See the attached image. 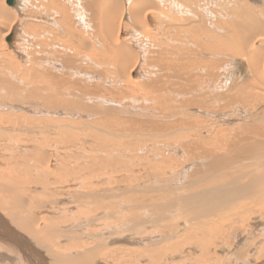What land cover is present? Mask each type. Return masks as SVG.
Instances as JSON below:
<instances>
[{"label":"bare ground","instance_id":"1","mask_svg":"<svg viewBox=\"0 0 264 264\" xmlns=\"http://www.w3.org/2000/svg\"><path fill=\"white\" fill-rule=\"evenodd\" d=\"M40 1L47 12L36 20L45 29L39 49L32 48L37 56L29 46L12 58L0 53V141L8 152L0 155V256H7L0 264L9 256L18 264H209L210 248L215 251L217 240L231 244L232 237L251 246L250 254L224 250L233 264H264V236L252 243L248 231L251 220L264 221V0H86L85 7L77 0L85 10L78 13H90V21L81 19L84 34L57 26L59 0ZM5 3L0 0L2 51L16 45L19 10ZM123 18L136 25V43L125 40ZM57 29L75 40V49L71 40L60 54ZM146 40L152 66L141 83L131 76L145 60ZM230 61L236 74L225 69ZM94 78L98 83L90 82ZM109 80L122 83L121 95H131L133 104L148 97L150 119L112 112ZM234 104L247 121L229 123L235 114L226 111ZM113 128L138 132L134 166L107 152L122 141ZM144 130L149 138L140 136ZM53 131L91 132L88 139L96 132L97 142L77 146L71 134L74 140H63ZM146 140L157 143L145 147ZM104 166L124 173L99 175ZM144 229L151 237L141 236ZM135 232L140 236L132 237ZM125 242L146 246L127 249ZM218 261L228 264V257Z\"/></svg>","mask_w":264,"mask_h":264},{"label":"rangeland","instance_id":"2","mask_svg":"<svg viewBox=\"0 0 264 264\" xmlns=\"http://www.w3.org/2000/svg\"><path fill=\"white\" fill-rule=\"evenodd\" d=\"M75 1V2H74ZM76 1L77 0H73V1H70L69 2V0H59V5H60V9H63V11H62V14L60 15V14H58L57 12H55L56 13V15H57V17L55 18V19H57V24L59 23V24H62V25H57V26H59V28L60 29H63V27H66L67 25L68 26H71V28L74 30V31H77V32H80V33H86V31H85V29H83V25H82V20L81 19H85V20H87V21H90V13L88 12V11H86V12H84V13H82V14H79V13H81V10H84V8L82 9L81 7H80V5L79 6H77L78 4L76 3ZM80 2H81V4L83 5V7H85V5L84 4H86V2H88V0L86 1V0H79ZM84 1V2H83ZM86 1V2H85ZM22 3V2H21ZM42 1H40V0H32V2H31V5L32 6H28V7H23L22 8V6L20 7V6H18L17 7V5L15 4H13V5H9V8L11 7L12 9H16V10H18V11H16V13H15V17H16V27H17V32H16V35H15V41H14V44H13V46L14 47H9V43L7 44V47H8V50H0V53H4V52H6V53H9V55L11 56V58L13 57V56H18V55H20V53L22 54L23 52L24 53H26L25 51L27 50H31V51H28V52H30V53H33L34 52V50L35 49H33L32 50V48H38L39 49V47H38V39L40 40L41 38H42V32L41 31H44L45 29H41V25L39 24V21H36V20H40L39 18H37L40 14V12L39 11H41L42 10V12H47V11H45V9H43V7L41 6L42 4ZM44 4H46L45 2H43ZM84 3V4H83ZM37 4V5H36ZM6 7H8V5L5 3L4 4ZM49 6V5H48ZM44 7L46 8L47 7V5L45 6L44 5ZM77 10V11H76ZM75 11V12H74ZM85 11V10H84ZM34 12V13H33ZM39 12V13H38ZM79 12V13H78ZM83 12V11H82ZM48 13H51V12H49L48 11ZM64 13L65 14H67L66 16H62V15H64ZM18 14V15H17ZM84 14L86 15H88V17H87V15L86 16H84ZM75 15V16H74ZM81 15V16H80ZM33 16V17H32ZM41 16V15H40ZM35 17V18H34ZM43 17H44V15H43ZM88 19H87V18ZM31 18L33 19V20H31ZM37 18V19H36ZM78 20H77V19ZM26 20V21H25ZM59 20H60V22H59ZM28 21H31V23L29 22L28 23ZM35 21V22H34ZM62 21V22H61ZM65 21H66V23H65ZM123 23H125V35H126V38H125V40H129V41H132V42H134L135 41V43H136V39H135V36H136V32H134V31H137V28H136V25L133 23V21H131L130 19H125V18H123ZM130 21V22H129ZM21 22V23H20ZM33 22V23H32ZM48 21H46V20H44L43 19V25H46V26H48L49 27V23H47ZM79 22H81L80 24H78ZM29 25H28V24ZM64 23V24H63ZM77 23V24H76ZM27 24V25H26ZM30 24H31V26H30ZM33 24V25H32ZM34 24H35V26H34ZM18 25H19V27H18ZM79 25V26H78ZM81 25V26H80ZM63 26V27H62ZM135 26V27H134ZM37 27V28H36ZM132 27V29L133 30H131L130 28ZM134 27V28H133ZM34 28V29H33ZM78 28V29H77ZM136 28V30H134ZM38 29H40V30H38ZM58 30V31H60V33H57L58 35L57 36H55L56 38H54V44L57 46V49L59 50V52L60 51H62V50H60V49H62V45L63 46H66V44H68V43H71V38L69 37V34L67 33V32H62L61 30ZM79 30V31H78ZM22 31V32H21ZM40 31V32H39ZM35 32V33H34ZM38 33V35H37V33ZM133 35V34H135V35H133V37H130L131 36V34ZM24 33V34H23ZM83 33V34H84ZM141 33V32H140ZM130 34V35H129ZM42 35V36H41ZM23 36V37H22ZM129 36V37H128ZM34 37V38H33ZM36 37H37V39H36ZM161 37V36H160ZM45 38V37H44ZM69 38V39H68ZM127 38H130V39H127ZM133 38V39H132ZM36 39V40H35ZM46 40H47V42L50 40V39H48V37H46L45 38ZM157 39H158V37H157ZM69 40V41H68ZM74 40V39H73ZM72 40V43H71V45H73L74 46V49H75V40L73 41ZM21 41H23V42H21ZM68 41V42H67ZM149 40H146V41H144V44L146 45L147 43L146 42H148ZM15 42H18V44L17 43H15ZM57 42V43H56ZM151 42H153V43H158L157 42V40H152ZM31 43V44H30ZM37 43V44H36ZM62 44V45H61ZM33 45H34V47H33ZM149 45V46H148ZM24 46V47H23ZM27 46H29L28 48L29 49H27ZM146 46H148V47H146V49H145V53L142 55L143 57H145V60L142 62V63H140V64H138L137 66H136V75H132L131 77H132V79L133 80H135V81H143V79L144 80H146V79H149V77L148 78H146L145 76L148 74V72H149V68H150V66H152L151 64L150 65H148V61H146V60H150L151 59V55H153V53H152V51H153V48L150 46V44H147ZM16 47V48H15ZM20 48V49H19ZM37 49V50H38ZM8 51V52H7ZM22 51V52H21ZM36 51V50H35ZM11 52V53H10ZM38 52V51H37ZM37 52H34L35 54H36V56H37ZM143 52H144V49H143ZM33 53V54H34ZM62 52H60V54H61ZM141 54H142V52H141ZM23 55V54H22ZM10 56H8V58L10 57ZM143 57H142V60H143ZM1 58V60H3L2 59V57H0ZM148 58V59H147ZM7 59V58H6ZM19 60H20V64H22V60H21V58H19ZM141 60V61H142ZM145 62L147 63V64H145ZM142 64V65H141ZM232 61H230V62H228V65L225 67V69L228 67L229 68V70H227V71H230L229 72V74L231 75V73H233V74H236L235 72L237 71V69H236V65L237 64H232ZM141 65V66H140ZM146 65V66H145ZM148 65V66H147ZM111 68V66L110 65H108V67H106V69H107V72H108V75L110 76V77H112V68ZM76 68H73V72H74V70H75ZM141 70V72H137V71H140ZM143 69V70H142ZM78 70V71H77ZM77 70H75V75L77 74V75H80V74H84L83 72H82V70L80 71V69L79 68H77ZM77 71V72H76ZM80 71V72H79ZM147 71V72H146ZM65 73V74H63V75H67L66 74V72H64L63 70H61V69H59V70H57L56 71V73L57 74H59V76H60V73ZM95 76L97 75V73L96 72H92ZM96 73V74H95ZM140 74V75H139ZM143 74V75H142ZM62 75V76H63ZM69 75V74H68ZM136 78V79H135ZM143 78V79H142ZM146 78V79H145ZM141 79V80H140ZM98 80H99V78H94V79H92V80H90V82L92 83V84H94V83H98ZM142 81H141V83H142ZM94 82V83H93ZM223 82H224V84L226 83V81L224 80V79H222V84H223ZM105 83H107V87H109V90H110V94L112 93L113 94V92H114V94L113 95H115V96H112V94L111 95H109V96H107V98L110 100H112L113 99V102H115L114 103V105H112V106H116V108L114 109L113 107V111L112 112H114V111H118L119 109V113H118V115L120 116V117H124V118H130V119H142V118H144V119H142V120H145V121H147V120H149L150 118H149V111H150V109L149 108H151V107H148V105L147 104H149V103H147L146 104V102L148 101L149 102V100L150 99H148V97H140L139 98V100H136V101H140L139 103L138 102H136L135 104H133V100H130V98H132V97H130L128 94L127 95H124V96H122L121 94H122V90L123 91H125L123 88H121L120 86H122L121 84L122 83H120L119 81H117V83L116 84H114V83H112L111 82V80H109V81H107V82H105ZM111 83V84H110ZM110 84V85H109ZM119 84V85H118ZM137 84H139L138 82H137ZM113 87H112V86ZM117 85V86H116ZM210 88H212V90L213 89H216L214 86L213 87H210ZM114 90V91H113ZM118 91V92H117ZM136 91H138V90H136ZM119 93V94H118ZM125 93V92H124ZM117 95V96H116ZM118 95H121V97L120 98H118ZM112 96V97H111ZM118 98V99H117ZM122 98V99H121ZM115 99V100H114ZM147 99V100H146ZM117 100L119 101V102H117ZM146 100V101H145ZM142 102V103H141ZM91 103V102H90ZM120 103V104H119ZM144 103L146 104V105H144ZM141 104V105H140ZM109 105H111V103L109 104ZM120 105H122L123 106V110H121L122 109V106H120ZM149 105H151V104H149ZM236 105V107H234ZM140 106H142V107H140ZM234 106L232 105V106H230V107H228L227 108V110H229V111H226V113L227 114H235V116H233L232 117V115L230 116V118H229V120L231 121V122H229V123H238V124H241V123H243L244 121H247V117H245V112H244V110L243 111H241L242 110V108H240V106H238V104H234ZM128 107H131L130 109L128 108ZM135 107V108H134ZM144 107V108H143ZM118 108V109H117ZM136 108H137V110H136ZM140 108H142V109H140ZM146 108H148V109H146ZM233 108V109H232ZM235 108V109H234ZM240 109V111H239V109ZM131 109H133V110H131ZM143 109L145 110V111H143ZM231 109V110H230ZM138 110H140V112L138 111ZM126 112L125 114H124V112ZM148 111V112H147ZM230 111H232V113L230 112ZM238 111V112H237ZM147 112V113H146ZM239 112H240V114H239ZM134 113V114H133ZM242 113V114H241ZM131 116H130V115ZM134 115V117H133V115ZM139 114V116H137ZM30 115H33L32 113L30 114ZM35 115V116H34ZM33 115V117H41V116H37L36 114H34ZM128 115V116H127ZM87 115L85 114V115H83V117H86ZM130 116V117H129ZM137 116V118H135ZM144 116V117H143ZM42 117H44V116H42ZM46 117V116H45ZM148 117V118H147ZM147 119V120H146ZM213 119H215V122H217L218 121V123H222V122H226L225 120H222L221 121V119L219 118V117H217V118H215V117H213ZM92 120V119H91ZM220 121V122H219ZM75 125V124H74ZM76 126L77 125H75V126H71V128H76ZM99 127H100V125H98ZM68 127H70V126H68ZM102 128H105V127H103V126H101ZM99 129V128H98ZM73 130V129H72ZM100 130V129H99ZM113 130H115V131H113ZM116 132L117 133V136L119 137V138H121V140L122 141H120L119 140V142H117L116 143V145L115 144H113L114 145V147L113 146H111L112 144H110V149H108L107 150V152H115L116 153V155H115V157L118 159V161H121L122 160V162L123 161H125V164L127 165V166H131L132 165V163L133 162H135V160H134V158H132V157H135V155L137 154L136 152L137 151H135V149H136V147L140 144L139 143V140H138V137H136L135 135H137V131H135L136 132V134L133 132V130H131V131H119L118 129H117V131L119 132H117L116 131V129H112L111 130V132ZM146 131L147 130H144V131H142V132H140L139 131V133H142V134H140V136L142 135V137L144 138L145 136V139L146 138H149V136H151L150 135V133H151V131H147V133H146ZM28 132H34V131H28ZM72 132V131H71ZM120 132H121V134H120ZM123 132L125 133V132H129L128 134H123ZM132 132V133H131ZM43 133H45V134H48L49 132H43ZM51 133H53V135L54 136H56L57 137V139H62V138H64L63 140H65V139H71V138H75V140L74 139H71V140H74V142L76 143L77 141L79 142L78 144H77V146H85V143H86V141H88V143H90V142H93V143H96L97 141V139H96V137L94 136V134L96 133V132H94V134L92 133V139H88L87 137L89 136V135H87V134H90L91 132H88L87 134H86V132H82V134H81V132H76L75 133V136H73V133H70L69 132V134H71V136L68 134V132H51ZM55 133V134H54ZM62 133V135H60ZM97 133H99V132H97ZM102 133H108V132H102ZM131 133V134H130ZM133 133H134V137H133ZM157 133V132H156ZM66 134V135H65ZM83 134H86V135H83ZM109 134V133H108ZM107 134V135H108ZM123 134V135H122ZM143 134L145 135V136H143ZM83 137H82V136ZM106 135V134H105ZM113 135V134H112ZM122 135V136H121ZM124 135H126L125 136V138H124V140L122 139V137H124ZM130 135V136H129ZM149 135V136H148ZM58 136H60V137H58ZM61 136H63V137H61ZM66 136V137H65ZM94 136V137H93ZM109 136H110V134H109ZM116 136V137H117ZM127 136H129V137H127ZM22 137V135L20 136L19 135V138H21ZM69 137H71V138H69ZM77 137L79 138V140H77ZM83 138V139H82ZM129 138V139H128ZM133 138V139H132ZM137 139V140H135V139ZM95 139V140H94ZM129 140L128 141V143H127V140ZM81 140H85V141H82V142H84V143H82L81 142ZM96 141V142H95ZM137 141V143H139V144H134L135 142ZM147 141V144H146V142L145 141H143V143H144V145L143 146H145V147H147L148 146V144H149V146L148 147H150V145H151V147L153 146V145H155V143H157L156 141H150V140H146ZM1 142V141H0ZM71 142V141H70ZM132 143V144H134L133 146L131 145V144H129V143ZM134 142V143H133ZM72 143V142H71ZM93 143H90V145L92 144L93 145ZM119 143H121V144H119ZM125 145H124V144ZM128 145H127V144ZM118 145V146H117ZM129 145H131L130 147H129ZM4 145H3V141L0 143V155L1 156H4V154H5V156H6V153L8 154V152H7V150H6V148L4 149V147H3ZM22 147H23V144L21 145ZM116 146V147H115ZM128 146V148H130V149H127L126 147ZM119 147H122L121 149L119 148ZM139 147V146H138ZM141 147V146H140ZM112 148H113V150H112ZM118 148V149H117ZM123 148H124V150H123ZM116 151H115V150ZM124 151V152H123ZM128 151H130V154H132V156H130V154H129V152ZM176 151H177V148H176ZM132 152V153H131ZM135 152V153H134ZM126 153V154H125ZM3 154V155H2ZM153 155V152L152 153H150V155ZM165 154H166V156H165V159H167V160H169V155L165 152ZM183 154V156L185 155H187V153H183V152H181V155ZM118 155V156H117ZM120 155V156H119ZM134 155V156H133ZM150 155H148L149 157H152V156H150ZM181 155H179V158L181 157ZM123 158H122V157ZM127 156V157H126ZM106 157H108V156H106ZM120 157V158H119ZM122 158V159H121ZM125 158L127 159V160H125ZM130 160V161H129ZM129 161V162H128ZM127 162H128V164H127ZM103 163H105V162H103ZM159 163H162V162H159ZM119 164H117V166H116V168L118 167V168H120L119 166H121V165H119ZM3 166H5V164L3 165ZM98 166L100 167V165L98 164L97 165V168H98ZM132 166H134V165H132ZM106 166H104V168L103 167H101L100 169H104V171H100V169H98V174L100 175V173L101 172H103V174L102 175H107L106 177H113L112 175L114 174V173H119L118 175H114L115 177H119V176H122L123 175V173H124V171H114V170H112V172L109 170V169H112L111 168V166H110V168L107 166L106 168H108V170H106V168H105ZM96 168V169H97ZM188 168H190V165H189V163L187 164V163H185V166H184V169H188ZM121 169V168H120ZM122 170V169H121ZM108 172V173H107ZM122 175H121V174ZM112 174V175H111ZM114 178V177H113ZM123 184H125V183H123ZM125 217V216H124ZM126 218V217H125ZM251 219H253V218H251ZM250 222H253L254 224H255V222H257V220L254 222V219L253 220H251ZM253 223H251L250 224V226H249V228L250 227H252L253 226V228L252 229H248V231L250 232V233H252V237H250L251 239V241H253L252 243H254V242H256V243H259L261 240H263V236H264V221L259 225V226H256V225H254ZM228 224V223H227ZM227 224H225V225H227ZM263 224V225H262ZM229 228H226V226H225V230L223 229V231L226 233V230L227 231H229L228 230ZM238 229H242L241 227L240 228H238ZM258 229V230H257ZM145 233H147V234H149L148 233V230L147 229H144V231L141 233V236L143 237V235L145 234ZM140 235L137 233V232H135V235H133L132 237H139ZM149 236L151 237V234H149ZM234 237H232V238H230V240H231V244H229V243H226L225 242V245L222 247L220 244H222L223 242H222V240H217L216 241V245H215V251H214V248L212 247V248H210V252H211V254L209 255V261L208 262H210L209 264H219V262L220 261H218V257L219 258H223V255H226L227 257H228V264H233L234 263V261H233V258L234 257H232L231 255H229L228 254V252H226V251H224V250H233L235 247H241L240 249L241 250H243V249H247V254H250L251 253V246H250V242H248L247 243V241H245L243 244L241 243V242H243V241H241V240H239V239H233ZM256 239H257V241H256ZM237 240H239V242L237 241ZM165 241H163V242H156V243H153V244H151L152 246H156V245H161L162 243H164ZM217 243H218V245H217ZM125 244H127L126 242H125ZM182 244H186V243H182ZM248 245H249V247H248ZM146 245L145 244H143L142 245V243H128L125 247L127 248V249H131V248H137V247H145ZM249 249H248V248ZM212 250V251H211ZM214 251V252H213ZM222 251H224L223 253L224 254H221V252ZM263 252H264V250H263ZM215 254H218V256L217 257H215ZM2 258V259H1ZM7 258V256L6 257H1L0 256V261H2V262H4L5 261V259ZM10 258H11V256H9L8 257V259L6 260V263L8 262V264H13V261H15L14 262V264H18L17 263V260L15 259V260H13V259H11L10 260ZM201 264H206V262H204V263H201Z\"/></svg>","mask_w":264,"mask_h":264},{"label":"water","instance_id":"3","mask_svg":"<svg viewBox=\"0 0 264 264\" xmlns=\"http://www.w3.org/2000/svg\"><path fill=\"white\" fill-rule=\"evenodd\" d=\"M13 3H14V0H7V4L13 5Z\"/></svg>","mask_w":264,"mask_h":264}]
</instances>
